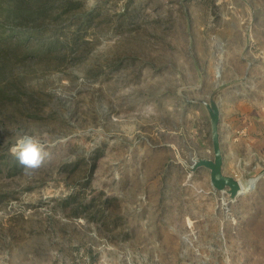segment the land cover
I'll use <instances>...</instances> for the list:
<instances>
[{
	"label": "rangeland",
	"instance_id": "obj_1",
	"mask_svg": "<svg viewBox=\"0 0 264 264\" xmlns=\"http://www.w3.org/2000/svg\"><path fill=\"white\" fill-rule=\"evenodd\" d=\"M210 97L223 173L254 179L234 198L193 170ZM249 108L264 0H0V264H264ZM24 134L47 153L28 175L5 163Z\"/></svg>",
	"mask_w": 264,
	"mask_h": 264
},
{
	"label": "water",
	"instance_id": "obj_2",
	"mask_svg": "<svg viewBox=\"0 0 264 264\" xmlns=\"http://www.w3.org/2000/svg\"><path fill=\"white\" fill-rule=\"evenodd\" d=\"M207 110L210 123V136L213 150V158L198 159L193 170L198 167H205L209 170L210 183L214 189L227 192L230 198L240 194L241 181L226 175L222 171L223 156L221 151V141L219 133L220 111L217 102L210 97L208 102H202Z\"/></svg>",
	"mask_w": 264,
	"mask_h": 264
},
{
	"label": "clouds",
	"instance_id": "obj_3",
	"mask_svg": "<svg viewBox=\"0 0 264 264\" xmlns=\"http://www.w3.org/2000/svg\"><path fill=\"white\" fill-rule=\"evenodd\" d=\"M26 175L38 170L44 163L47 155L45 145L34 135H21L9 149Z\"/></svg>",
	"mask_w": 264,
	"mask_h": 264
},
{
	"label": "crops",
	"instance_id": "obj_4",
	"mask_svg": "<svg viewBox=\"0 0 264 264\" xmlns=\"http://www.w3.org/2000/svg\"><path fill=\"white\" fill-rule=\"evenodd\" d=\"M234 118L235 117L231 118V120H233ZM261 118H264V113L262 114ZM261 118H260V113H258L255 109L249 108L247 109L245 115L239 117L238 122H240V124L242 125L246 123L247 133H248L247 139L249 144L252 145L253 149L255 150L256 146L258 148L261 147L264 152V120H262ZM245 119L246 122L244 121ZM260 122H262V128H263L262 136H261V131L259 130V128L256 127V123H260ZM257 135L258 137H256ZM259 136H261L262 140H260Z\"/></svg>",
	"mask_w": 264,
	"mask_h": 264
},
{
	"label": "trees",
	"instance_id": "obj_5",
	"mask_svg": "<svg viewBox=\"0 0 264 264\" xmlns=\"http://www.w3.org/2000/svg\"><path fill=\"white\" fill-rule=\"evenodd\" d=\"M38 12H39V10H38ZM35 14H36V13H35ZM3 162H4V161H3ZM5 163H8L7 169H8L9 171H14V170H16V168H22V167L18 164L17 159H16L14 156H12L11 154H10V156L8 157V159H6ZM90 169H91V170L93 169V165H92V167H91Z\"/></svg>",
	"mask_w": 264,
	"mask_h": 264
},
{
	"label": "bare ground",
	"instance_id": "obj_6",
	"mask_svg": "<svg viewBox=\"0 0 264 264\" xmlns=\"http://www.w3.org/2000/svg\"><path fill=\"white\" fill-rule=\"evenodd\" d=\"M242 184L241 190H240V194L246 193L249 189H251L254 185V179L248 181L247 183Z\"/></svg>",
	"mask_w": 264,
	"mask_h": 264
}]
</instances>
